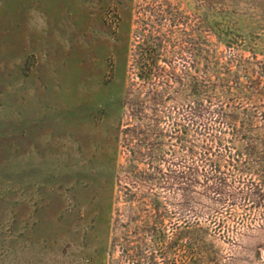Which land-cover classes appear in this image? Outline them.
<instances>
[{"label":"rangeland","instance_id":"rangeland-1","mask_svg":"<svg viewBox=\"0 0 264 264\" xmlns=\"http://www.w3.org/2000/svg\"><path fill=\"white\" fill-rule=\"evenodd\" d=\"M0 264H264V0H0Z\"/></svg>","mask_w":264,"mask_h":264}]
</instances>
